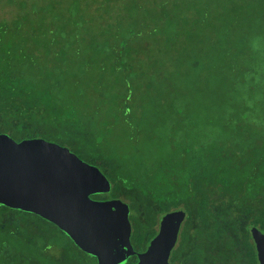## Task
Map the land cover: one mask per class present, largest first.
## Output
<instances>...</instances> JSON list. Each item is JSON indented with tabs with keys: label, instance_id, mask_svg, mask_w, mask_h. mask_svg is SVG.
<instances>
[{
	"label": "trees",
	"instance_id": "16d2710c",
	"mask_svg": "<svg viewBox=\"0 0 264 264\" xmlns=\"http://www.w3.org/2000/svg\"><path fill=\"white\" fill-rule=\"evenodd\" d=\"M154 2L155 36L149 40L163 30L170 40L183 39L177 55L160 61L173 53V45L156 49L143 38L148 22L141 18L149 11L143 0H104L95 20L75 19L73 11L53 15L55 5L40 8L32 2L35 20L45 24L37 25L28 14L13 26L0 20V133L18 141L56 143L98 167L116 195L130 202L133 239L145 245L156 234L158 219L181 208L189 219L227 221L228 226L248 219L264 232V0L222 4L218 25L211 5L193 16V0ZM67 26L77 35L69 36ZM99 61H113L126 74L133 69V83L145 74L151 88L173 97L171 106L155 107L151 131L134 108L96 106L102 80L90 70L104 71ZM169 62L188 91L171 88L179 78L167 73ZM145 64L153 66L151 73L144 71ZM116 74L120 80L132 78ZM162 77L171 82L162 83ZM198 84L204 93L194 96L201 103L191 105L189 90ZM163 113L170 130L164 143L151 141L134 151L111 138L109 116L131 128L133 141L156 140ZM12 212L0 209V264H96L58 225Z\"/></svg>",
	"mask_w": 264,
	"mask_h": 264
},
{
	"label": "water",
	"instance_id": "95a60500",
	"mask_svg": "<svg viewBox=\"0 0 264 264\" xmlns=\"http://www.w3.org/2000/svg\"><path fill=\"white\" fill-rule=\"evenodd\" d=\"M110 189V181L99 168L68 148L43 139L18 141L0 133V208L7 206L53 222L78 247L95 255L99 264L125 262L109 249L105 240L107 229L116 225L126 226L122 238L129 248L127 257L135 254L128 205L119 200L95 202L88 197ZM114 204L121 205V213L112 212ZM182 215L177 212L164 218L159 234L147 251L138 255L137 264H170L172 228ZM253 234L264 264V233L255 229Z\"/></svg>",
	"mask_w": 264,
	"mask_h": 264
},
{
	"label": "rangeland",
	"instance_id": "374dc122",
	"mask_svg": "<svg viewBox=\"0 0 264 264\" xmlns=\"http://www.w3.org/2000/svg\"><path fill=\"white\" fill-rule=\"evenodd\" d=\"M118 1V0H116ZM141 1V0H137ZM241 0H193V4L195 6V10L192 12V15L198 14V10L206 5L212 6L211 16L213 17V22L218 23V19L221 17L220 13L223 12V8L220 6L222 4H227L228 6H233L236 2ZM32 2H35L37 7L40 8H46L47 5L51 7L52 5H55L53 10H51L52 14L55 13H65L67 15L68 11H73L75 13V19H86V20H95L98 17H100V13L98 11L101 3L104 2V0H0V20L2 22H7L10 26H13L14 21L17 17L23 16L24 14H28L35 20V13H34V7L32 5ZM57 2V3H56ZM53 3V4H52ZM143 6L148 7L149 11L148 13L142 14V20H147L148 25L144 31V39L146 41H149L156 49L161 48H168V45H173V53H166L161 59H158L159 61L162 59H168L170 54L177 55L180 51L178 47H182V40L180 39L179 42L170 40L168 38V31L163 30L161 33H159L155 40H149L150 37L155 36V28H156V7L154 0H143ZM225 14V13H224ZM232 15V14H229ZM48 16V15H47ZM218 17V18H217ZM49 19H51V16H48ZM217 18V19H216ZM65 19V17L62 18V20ZM62 20L58 22V26L62 27L61 24ZM38 25V23L41 21L43 24H45V21H42V19L35 20ZM46 22H49L46 20ZM66 33H70L69 36L77 35L76 29H74V26H67L64 27ZM192 34L194 33V28H191ZM73 50H77V45H73ZM68 50V49H67ZM85 50L86 53L89 56H92L91 49L83 48L82 51ZM69 54L72 55V50H68ZM184 56L186 57V52L184 53ZM100 62V61H99ZM134 67H140L139 64H135ZM101 65H105L104 71L102 69L98 70L96 67H93V70H90V74H95V76L99 77L100 75V82L97 83V93L95 94V102H98V105L96 106H105V107H113V111H118L120 109L121 112L125 111V107H131L134 108V111L138 118L139 117H145V130L151 131V127L149 126L152 121H154L157 118V115H155V107H169L172 105L173 97L169 95L167 92L166 94H160L158 90H155L154 88H151L149 85V82L146 80L148 76L141 75L138 77L137 81L133 83V79L136 75V71L131 70L132 74H126L123 69H117L116 64L113 63V61H108L106 63L100 62ZM174 62H169L166 64V71L167 73L175 74L176 69H173ZM92 66H98L97 64H91ZM144 71L151 73L153 71V66L151 65H144ZM75 71H78L77 67H74ZM116 73H122L125 74L127 78H131V80L123 79L120 80ZM176 77L179 78L175 79V85L174 87H171L172 89L180 92H186L188 91L187 86L185 84L180 83V77L179 74H175ZM160 81L162 83H166V85L169 84L168 78H160ZM201 82V80H197ZM200 84L195 85L192 90H189V95L192 97L191 105H199L201 102L198 100L200 98L194 96L195 94H203L204 91L199 87ZM102 87V88H100ZM102 93H105L107 99V102L101 101V95ZM91 103H94V100H91ZM143 107V108H141ZM194 111L199 110V108H195L194 106H191ZM94 108V107H93ZM109 108V109H110ZM144 110V111H143ZM106 109L104 110V112ZM165 117H162V121L164 122L163 125L159 127V137H153L156 138V140L147 139V136H144V139H139L137 141L132 140V130L130 127H128L127 124L122 122L121 119H116L113 116H109L106 118V121L110 124V129L114 131V134L111 136L113 140H115V144H117L120 148L122 147H128V150H134V146H141L145 147L151 143V141H157L159 143H164L166 140V135L169 133V127L165 126V121L168 120V117L166 114ZM159 115V114H158ZM158 146V144L156 143ZM149 150L147 151L148 154H150L153 150V147H149ZM159 150L154 149V154H157ZM162 152H159L158 154H161ZM152 160V159H150ZM60 253V251H57V253ZM58 253V254H59ZM60 255V254H59Z\"/></svg>",
	"mask_w": 264,
	"mask_h": 264
},
{
	"label": "flooded vegetation",
	"instance_id": "af4514ba",
	"mask_svg": "<svg viewBox=\"0 0 264 264\" xmlns=\"http://www.w3.org/2000/svg\"><path fill=\"white\" fill-rule=\"evenodd\" d=\"M103 175L107 178L104 173ZM116 193L111 183L110 191L92 193L88 197L92 201L101 203L119 200L129 207V220L131 223L130 240L135 254L127 257L129 248L125 243L123 244L124 240L122 238L125 237L127 229L123 224L108 228L105 235L109 249L122 260H125L124 263L119 264H137L139 261L138 255L147 251L151 241L159 234L164 218L168 214L177 212H182L183 215L172 228L173 247L169 258L170 264H261L258 245L253 231L255 229L262 230L252 220L233 221V224L228 226L227 221L189 219L185 209H173L158 219V224L155 228L156 234L149 241V244L145 245L141 243V240L133 239L134 224L130 202L124 197L117 196ZM11 209L13 210L12 213L17 216L20 212H25ZM111 210L116 214L121 213L119 211L123 210V208L119 204H114ZM262 233L264 232L262 231ZM91 256L96 259V264H99L98 258L95 255ZM134 258H136V261L133 263L132 259Z\"/></svg>",
	"mask_w": 264,
	"mask_h": 264
}]
</instances>
